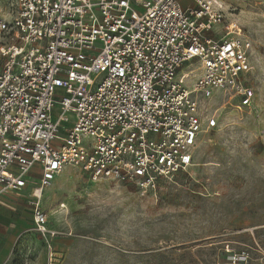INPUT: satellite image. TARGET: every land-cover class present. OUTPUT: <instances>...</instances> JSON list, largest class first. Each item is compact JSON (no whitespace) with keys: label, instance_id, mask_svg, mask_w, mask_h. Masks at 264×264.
<instances>
[{"label":"built area","instance_id":"1","mask_svg":"<svg viewBox=\"0 0 264 264\" xmlns=\"http://www.w3.org/2000/svg\"><path fill=\"white\" fill-rule=\"evenodd\" d=\"M251 49L219 0H0V199L29 190L48 264L54 180L75 168L155 192L195 164L223 107L252 106Z\"/></svg>","mask_w":264,"mask_h":264},{"label":"rangeland","instance_id":"2","mask_svg":"<svg viewBox=\"0 0 264 264\" xmlns=\"http://www.w3.org/2000/svg\"><path fill=\"white\" fill-rule=\"evenodd\" d=\"M219 1L252 44V106L223 107L217 128L202 136L195 164L160 179L145 197L130 184L64 170L42 202L48 227L58 232L57 264H264V0ZM58 113L56 106L53 120ZM234 255L242 258L234 262ZM10 258L48 264L28 220Z\"/></svg>","mask_w":264,"mask_h":264},{"label":"crops","instance_id":"3","mask_svg":"<svg viewBox=\"0 0 264 264\" xmlns=\"http://www.w3.org/2000/svg\"><path fill=\"white\" fill-rule=\"evenodd\" d=\"M29 193V190L21 194L10 192L0 199V264H12L11 251L23 232L25 221L31 223Z\"/></svg>","mask_w":264,"mask_h":264}]
</instances>
